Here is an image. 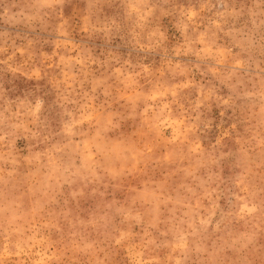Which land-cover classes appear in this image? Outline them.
Segmentation results:
<instances>
[{
  "label": "rangeland",
  "instance_id": "obj_1",
  "mask_svg": "<svg viewBox=\"0 0 264 264\" xmlns=\"http://www.w3.org/2000/svg\"><path fill=\"white\" fill-rule=\"evenodd\" d=\"M0 264H264V0H0Z\"/></svg>",
  "mask_w": 264,
  "mask_h": 264
}]
</instances>
